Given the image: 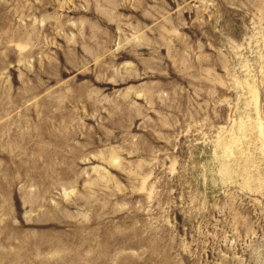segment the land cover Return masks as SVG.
Here are the masks:
<instances>
[{
  "label": "rangeland",
  "instance_id": "1",
  "mask_svg": "<svg viewBox=\"0 0 264 264\" xmlns=\"http://www.w3.org/2000/svg\"><path fill=\"white\" fill-rule=\"evenodd\" d=\"M0 264H264V0H0Z\"/></svg>",
  "mask_w": 264,
  "mask_h": 264
}]
</instances>
